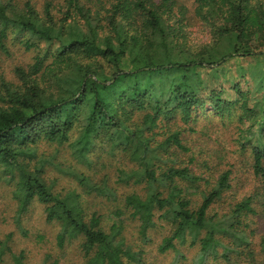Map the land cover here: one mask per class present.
<instances>
[{
	"label": "trees",
	"instance_id": "trees-1",
	"mask_svg": "<svg viewBox=\"0 0 264 264\" xmlns=\"http://www.w3.org/2000/svg\"><path fill=\"white\" fill-rule=\"evenodd\" d=\"M194 4L195 18L208 29L202 42L189 38V8L180 0H0V50L9 53L10 31L28 34L21 43L36 52L33 62L16 68L18 82L0 86V171L20 211L35 201L45 206L46 220L60 227L59 247L80 240L82 262L71 264H145V250L126 241V223L137 221L149 242L157 212L171 231L161 252L198 243L203 264L218 247L230 260L250 244L242 216L254 212L253 194L230 212L210 215L232 188L227 169L194 207L191 196L206 178L175 165L190 149L186 128L171 121L179 116L184 125L195 123L207 103L222 116L239 104L240 120L249 121L241 145L264 179V69L243 64L264 59V0ZM228 63L239 68L238 76L208 87L205 69L214 68L217 78ZM226 88L237 97H225ZM41 141L68 143L88 166L95 144L110 146L134 164L119 169L118 183L141 188L120 198L108 179L77 172L84 193L57 192L46 176L48 158L38 153ZM84 194L117 201L107 226L106 214L88 211ZM261 244L264 251V237ZM7 253L16 264H30L25 252H12L5 241L0 262ZM48 262L61 264L51 255Z\"/></svg>",
	"mask_w": 264,
	"mask_h": 264
},
{
	"label": "rangeland",
	"instance_id": "rangeland-1",
	"mask_svg": "<svg viewBox=\"0 0 264 264\" xmlns=\"http://www.w3.org/2000/svg\"><path fill=\"white\" fill-rule=\"evenodd\" d=\"M180 1L189 8L190 25L187 26V30L190 32L189 38L193 42L209 39L208 29L194 16V0ZM26 36L29 35H16L9 31V37L6 41L9 53L0 50V86L3 81L18 82L16 68L19 66L26 67L33 62L36 52L25 49L21 43V40ZM44 44L45 42H43ZM243 64L246 69L254 68L256 71L264 69V59L257 62V60L248 58L243 61ZM227 65L231 67L221 69L220 73L218 72L220 76L217 78L215 77V70L213 71L214 68L205 69L208 87L226 83L238 76L239 68L235 66V63L234 65L232 63ZM225 97L235 99L237 96L233 91L226 88ZM249 104L253 105V101L250 100ZM242 112L243 110L238 104L231 113L222 116L207 103L205 111L200 114L195 123L184 125L178 121L179 116H175L171 121H177L186 128L184 141L190 149L178 154L182 163L175 165H188L196 174L206 178L201 181L199 191L191 196L194 207L196 202L199 203L203 200L202 191H209L219 174L227 169H231L233 172L232 188L211 207L210 215L230 212L236 203L242 201L249 194H253L254 197V212L242 216V228L245 229L250 244L239 248L242 254L232 253L230 260L224 258V249L218 247V254L216 256L213 253L208 255L203 264H243L244 262L264 264V251L261 244L264 237V179L255 174L252 166L253 156L249 149H245L241 145L240 136L249 126V121L245 120L242 123L240 120ZM251 137L254 138V136ZM38 153L48 158L46 176L57 192H67L73 189L82 192L83 190L76 180L75 173L77 172H85L97 182L108 179V184L115 189L120 198L122 195L132 192L133 189L141 188V186L137 188L118 183L119 169H129L134 164L125 159L120 152L113 151L110 146L95 144L89 155L93 163L92 166H88L87 163L74 156L68 143L58 144L41 141L38 144ZM83 200L88 211L106 214L107 226L110 222L107 216L117 201L113 198L109 201L105 196L95 194H84ZM161 213L157 212L156 226L150 234L149 242H145L141 237L138 222L129 220L124 232L127 243L133 249L145 250V264H199L200 253L198 251L200 247L198 243L195 246L178 245V251H160L164 237L171 234L167 221L160 217ZM59 230L58 224L46 220L45 206L40 202L35 201L26 211H20L18 202L13 197V185L7 182L4 173L0 171V248L3 242L8 241L12 252L16 254L25 252L26 262L30 264H44L49 255L55 259H60L61 264L82 262L80 240L75 239L67 242L64 247H59L56 238ZM10 235L11 238L8 240ZM250 251L252 254L249 253ZM0 264L16 263L12 254L7 253L3 256Z\"/></svg>",
	"mask_w": 264,
	"mask_h": 264
}]
</instances>
